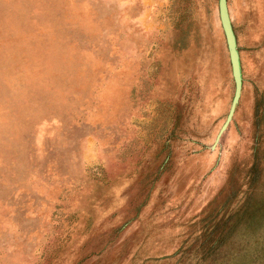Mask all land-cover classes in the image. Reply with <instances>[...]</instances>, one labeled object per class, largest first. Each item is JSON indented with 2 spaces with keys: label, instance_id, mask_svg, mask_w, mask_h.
Returning a JSON list of instances; mask_svg holds the SVG:
<instances>
[{
  "label": "rangeland",
  "instance_id": "1",
  "mask_svg": "<svg viewBox=\"0 0 264 264\" xmlns=\"http://www.w3.org/2000/svg\"><path fill=\"white\" fill-rule=\"evenodd\" d=\"M226 3L212 148L218 0H0V264H264V0Z\"/></svg>",
  "mask_w": 264,
  "mask_h": 264
},
{
  "label": "water",
  "instance_id": "2",
  "mask_svg": "<svg viewBox=\"0 0 264 264\" xmlns=\"http://www.w3.org/2000/svg\"><path fill=\"white\" fill-rule=\"evenodd\" d=\"M218 14L228 49L229 61L231 65V73L234 81V92L225 121L223 122L222 126L220 127L214 139L212 148H214L215 145L218 143L221 134L223 133V131L226 129L229 122L231 121L241 93L240 62H239V56L236 46V39L230 22L226 0H218Z\"/></svg>",
  "mask_w": 264,
  "mask_h": 264
},
{
  "label": "trees",
  "instance_id": "3",
  "mask_svg": "<svg viewBox=\"0 0 264 264\" xmlns=\"http://www.w3.org/2000/svg\"><path fill=\"white\" fill-rule=\"evenodd\" d=\"M251 182V180H250ZM252 183V182H251ZM251 188V187H250ZM222 243H219L218 240H214L213 242H211L208 247L205 248V252L206 254L208 253H213L216 252L219 248V245H221ZM198 247V246H197ZM161 259V258H160ZM164 259V258H163ZM166 259V258H165ZM158 260V259H157ZM202 260H204V257H200V261L202 262Z\"/></svg>",
  "mask_w": 264,
  "mask_h": 264
}]
</instances>
